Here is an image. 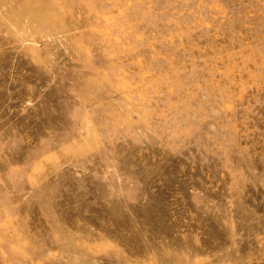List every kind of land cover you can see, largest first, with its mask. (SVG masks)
<instances>
[{"label": "rangeland", "instance_id": "374dc122", "mask_svg": "<svg viewBox=\"0 0 264 264\" xmlns=\"http://www.w3.org/2000/svg\"><path fill=\"white\" fill-rule=\"evenodd\" d=\"M0 264H264V0H0Z\"/></svg>", "mask_w": 264, "mask_h": 264}]
</instances>
